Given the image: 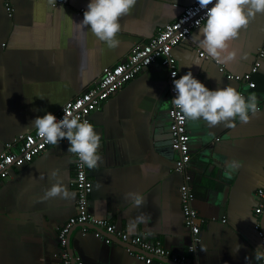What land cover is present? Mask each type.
Returning a JSON list of instances; mask_svg holds the SVG:
<instances>
[{
    "label": "crops",
    "instance_id": "obj_1",
    "mask_svg": "<svg viewBox=\"0 0 264 264\" xmlns=\"http://www.w3.org/2000/svg\"><path fill=\"white\" fill-rule=\"evenodd\" d=\"M196 1L136 0L120 19L118 45L110 48L88 26L81 34L75 25L88 0H0V153L9 145L16 149L20 136L36 130L30 124L37 116L56 114L88 90L106 67L126 60L135 44L149 41ZM201 27L173 48L179 74L191 70L209 87L219 82L245 96L255 93L258 110L246 123L236 118L230 128L187 120L193 206L201 219L197 252L188 250L192 232L184 224V178L175 169L178 155L171 146L168 70L160 63L131 79L90 116L101 136L102 159L89 168V208L130 234L161 241L169 256L186 254L198 264H260L264 255L257 259L256 246L262 241L254 225L257 192L264 187V57L253 74L254 88L226 73L242 75L251 69L264 48V13L231 42L240 54L227 65L201 56ZM67 149L66 140L50 145L29 163L12 167L0 183V264H64L58 233L78 211L75 155ZM233 159L241 167L225 176L226 163ZM57 179L70 196L45 198ZM128 192L139 193L144 203L136 207L125 197ZM69 239L74 256L85 264H147L126 244L82 234L80 226ZM236 244L242 247L234 254Z\"/></svg>",
    "mask_w": 264,
    "mask_h": 264
},
{
    "label": "built area",
    "instance_id": "obj_2",
    "mask_svg": "<svg viewBox=\"0 0 264 264\" xmlns=\"http://www.w3.org/2000/svg\"><path fill=\"white\" fill-rule=\"evenodd\" d=\"M197 1L185 8L182 14L175 20L159 29L157 34L149 41L135 44L126 60L108 66L104 69L102 76L86 90L76 97L67 101L56 113L62 117L65 111L78 115L82 120L91 122L90 116L93 112L100 110L103 104L118 90L122 89L131 79L140 74L148 67L160 63L168 70V91L170 97V132L171 146L177 152L175 169L183 174V182L180 186L181 206L184 217V224L192 232V242L188 247L190 253L195 254L200 246L201 219L198 211L193 206L195 192L192 187L193 175L191 173V146L190 133L187 120L182 118V113L171 103L175 95L173 79L178 78V62L173 55V48L187 40L195 28L203 26L205 22L204 11H196ZM10 15L13 8L7 4ZM195 15L190 14V11ZM201 56L209 58L205 52ZM264 57V48H261L251 69L244 74H233L227 72V76L239 82H245L248 87L254 88L256 82L253 74L256 73ZM220 70L226 72L224 66ZM177 75L173 77L172 73ZM245 95L244 92H241ZM18 147L0 153V183L9 177L12 167H20L32 161L36 156L45 151L51 144L47 143L37 130L24 134L18 138ZM74 158V187L77 193V214L66 222L58 233V240L61 245V258L64 264H85L80 256L71 255L69 250V238L71 231L80 226L82 234L91 232L97 238H104L107 243H112L116 238L129 247L130 253L143 260L147 264H198L186 255H168V250L161 241L150 240L141 234H130L127 230L116 223L97 218L89 208L90 194L93 190V180L89 175V168ZM258 204L255 213L258 216L255 223V230L258 232L262 243H264V187L258 189ZM260 264H264V258Z\"/></svg>",
    "mask_w": 264,
    "mask_h": 264
},
{
    "label": "clouds",
    "instance_id": "obj_3",
    "mask_svg": "<svg viewBox=\"0 0 264 264\" xmlns=\"http://www.w3.org/2000/svg\"><path fill=\"white\" fill-rule=\"evenodd\" d=\"M197 3L196 11L205 10V22L200 29L201 47L215 63L229 64L240 54L239 49L233 47L231 42L258 13H264V0H197ZM135 4L136 0H88L83 19L75 25L81 34L85 31V26H88L98 40L115 48L119 43L116 34L121 30L120 19L129 14ZM189 11L195 15V12ZM172 75L176 77L177 74L173 72ZM173 85L175 95L171 98V103L182 113V118L202 119L209 127L221 123L225 127H234L233 121L236 118L246 123L258 110L255 93L245 96L233 85L219 82L217 87H209L191 70L173 79ZM30 125L51 145L66 140L68 152L76 154L79 161L88 168L97 167L102 159L98 151L101 144L100 133L87 119L82 120L68 111L58 118L55 113L48 111L37 116ZM240 167L239 160L228 161L224 175L231 177ZM52 176H57L55 170ZM61 194L70 196L66 189L61 188L57 179L46 191L45 198ZM125 197L131 199L136 207L144 203L143 197L136 192H128ZM240 247L242 245L236 244L232 249L233 253L238 252ZM261 255H264V243L256 246L257 259Z\"/></svg>",
    "mask_w": 264,
    "mask_h": 264
},
{
    "label": "water",
    "instance_id": "obj_4",
    "mask_svg": "<svg viewBox=\"0 0 264 264\" xmlns=\"http://www.w3.org/2000/svg\"><path fill=\"white\" fill-rule=\"evenodd\" d=\"M118 241H120V242H122L121 240H119L118 238H116ZM69 241H70V239H69ZM69 250H70V252H71V255H72V257L74 258V254H73V252H72V250H71V246H70V243H69Z\"/></svg>",
    "mask_w": 264,
    "mask_h": 264
}]
</instances>
